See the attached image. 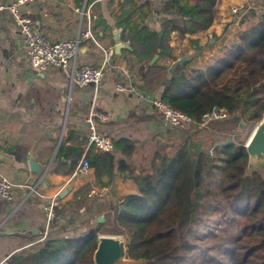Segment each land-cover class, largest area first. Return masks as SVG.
<instances>
[{
  "label": "trees",
  "instance_id": "1",
  "mask_svg": "<svg viewBox=\"0 0 264 264\" xmlns=\"http://www.w3.org/2000/svg\"><path fill=\"white\" fill-rule=\"evenodd\" d=\"M219 3L158 0L138 5L136 0H120L114 22L126 45L122 55L129 70L157 56L138 71L141 89L158 91L161 101L194 123H203L216 108L231 123L251 125L264 114V12L207 68L171 63L172 36L183 39L208 30ZM150 11L160 17L159 31L145 23ZM120 146L128 157L136 150L129 141ZM10 151L20 160L21 149ZM81 154L82 149L66 147L65 141L58 151L72 161L69 173ZM85 158L96 187L109 186L119 174L135 183L137 193L109 206L103 223L92 219L78 235L34 243L11 255L7 264H93L103 230L123 235L128 258L141 264H264V179L257 173L246 175L244 146L215 145L212 155L193 153L187 142L170 151L160 148L144 159L146 166L137 174L128 161L116 162L113 153L89 149Z\"/></svg>",
  "mask_w": 264,
  "mask_h": 264
},
{
  "label": "crops",
  "instance_id": "2",
  "mask_svg": "<svg viewBox=\"0 0 264 264\" xmlns=\"http://www.w3.org/2000/svg\"><path fill=\"white\" fill-rule=\"evenodd\" d=\"M12 1L0 0V4L7 6ZM119 1L31 0L21 7L22 14L50 43L72 40L81 25H90L100 46L114 50L115 55L98 88L71 87L67 73L60 68L32 69L18 23L9 11H0V178H7L13 185L12 200L0 199V262L38 242L44 231L43 207L50 200L56 203L55 211L59 215L47 238L69 237L84 232V223L104 216L102 212L124 196L137 193L130 178L115 174L107 186V195L88 199L90 187L96 185L93 168L85 175H74L81 159L93 149L88 144L86 122L90 109L107 115L108 121L98 128L112 140L115 161H128L134 174L146 166L144 159L152 151L166 149V144L171 143L192 145L191 136L192 141L199 140L197 136L204 133L197 124L180 129L162 124L151 105L152 99L159 98L158 91L145 92L140 87L142 80L138 71L151 66L150 61L140 60L129 70L122 55L126 45L114 22ZM139 1L136 0L138 5ZM84 2L85 14L81 15L76 9H82ZM232 7L238 8L241 17L230 13ZM260 7H264V0H220L216 19L208 30L183 39L172 36L174 60L171 63L187 56L190 60L185 63L190 68L204 69L212 65L262 13ZM159 21L160 17L150 11L145 23L159 31ZM118 43L124 45L119 52L116 51ZM77 61L79 65L98 66L102 55L91 41H83ZM117 85L125 90L118 91ZM223 130L218 133L220 138L229 134ZM185 135L190 139H185ZM220 138L211 136L209 144L217 145ZM64 141L66 147L82 149L70 173L67 168L72 161L58 156ZM123 141L136 144V150L129 157L125 146H120ZM115 145L119 147L116 149ZM13 147L21 149L20 160L11 153ZM29 155L46 166L42 180L35 181V175L29 171Z\"/></svg>",
  "mask_w": 264,
  "mask_h": 264
},
{
  "label": "built area",
  "instance_id": "3",
  "mask_svg": "<svg viewBox=\"0 0 264 264\" xmlns=\"http://www.w3.org/2000/svg\"><path fill=\"white\" fill-rule=\"evenodd\" d=\"M31 0H13L7 6L0 4V11L7 10L14 17L19 25L21 38L24 42L25 55L29 66L36 71H43L47 68H60L67 73L70 86L85 87L92 85L98 88L105 77V72L110 60L114 57V50L104 48L96 41L91 32L90 25H81L76 37L72 40H59L57 42H48L43 35L33 27L32 21L22 14L21 7ZM158 0H140L139 4L153 3ZM86 2V1H85ZM82 9H76L77 13L85 14V3ZM259 11L264 12V7H260ZM230 13L237 18L241 17L238 8L232 7ZM83 41H91L102 55V62L98 66L79 65L77 61L78 51ZM118 91H124L122 85H117ZM151 105L160 118L165 127L180 129L188 128L194 123L186 114L171 108L159 98L151 100ZM228 118L225 112L211 113L204 118V122L197 124L199 128H205L209 122L220 121ZM108 121L107 115L90 109L86 122L88 126V144L98 153H112L113 142L110 137L103 134L99 128V124H105ZM213 148L208 152L212 155ZM91 166L86 158H82L75 168L74 175H85L90 171ZM12 183L5 177L0 178V199L5 201L12 200ZM108 188H98L91 186L87 197L88 199L102 198L108 194ZM56 203L50 200L44 207V231L38 242L44 241L50 232L52 225L56 221ZM9 257H6L0 264H7Z\"/></svg>",
  "mask_w": 264,
  "mask_h": 264
},
{
  "label": "water",
  "instance_id": "4",
  "mask_svg": "<svg viewBox=\"0 0 264 264\" xmlns=\"http://www.w3.org/2000/svg\"><path fill=\"white\" fill-rule=\"evenodd\" d=\"M115 36L118 40V34ZM123 47V44L118 43L116 45V51L119 52ZM156 59L157 56H154L150 61V65H152ZM189 60V57L185 56L182 57L177 62V64L181 66ZM174 69L175 68H173L172 71ZM216 112L217 109L214 108L213 113ZM235 121H238V118H235ZM245 127L246 123L243 120H239L232 137L223 142L217 143V146H222L237 141L240 135L243 133ZM244 148L248 157L247 167L245 170L246 175L257 173L264 178V114L261 121L254 128L247 143L244 145ZM27 165L29 171L35 175V181L42 180L46 171V166L38 163L36 161V157L33 155L28 156ZM104 221L105 218L103 216L96 217L97 223H103ZM127 245L128 242L124 236L105 234L98 235L96 239V247L92 256L93 264H141V261H135L128 258Z\"/></svg>",
  "mask_w": 264,
  "mask_h": 264
},
{
  "label": "rangeland",
  "instance_id": "5",
  "mask_svg": "<svg viewBox=\"0 0 264 264\" xmlns=\"http://www.w3.org/2000/svg\"><path fill=\"white\" fill-rule=\"evenodd\" d=\"M261 121V120H260ZM259 121V122H260ZM259 122H257V123H254V124H251V125H247L246 124V127H245V129H244V131H243V133L240 135V137L238 138V140L237 141H234L233 143H235V144H237V145H239V146H244L246 143H247V141H248V139H249V137H250V135L252 134V132H253V130H254V128L256 127V125H258V123ZM236 127H237V124H235V123H231V122H229V120H227V119H225V120H220V121H212V122H209L208 123V125L203 129L202 128V132H204L203 134L202 133H200L201 134V136H197L198 137V139L200 140V142H197V141H199V140H194V141H196V142H194V141H192L191 139H192V136H191V139H190V137H188L187 135H185L184 137H185V139H190V141H191V144L192 145H189V148H190V150L193 152V153H198V152H205V153H208L209 151H210V149L214 146V145H210L209 144V141H208V139H210V137L211 136H213V137H218V138H220V136H219V132H220V130H222V129H224L223 131H225L226 133H228V131H229V134H228V136L227 137H225V136H221V138L220 139H218L219 140V142H223V141H225V139H229V138H231L232 137V135L234 134V131H235V129H236ZM192 129V128H191ZM207 129V130H206ZM208 130H210V131H208ZM192 132H196L195 130H193ZM207 132V133H206ZM214 132H215V134H214ZM193 134H195V133H193ZM192 134V135H193ZM205 139V140H204ZM207 139V140H206ZM182 141H185V140H182ZM204 142V143H203ZM184 142H182V144H183ZM218 143V142H217ZM180 144V143H179ZM175 145H178V144H174V143H171V144H166V149H165V151H170V148H172L173 146H175ZM196 145H200L201 147L200 148H198ZM150 153V152H149ZM148 156L150 155V154H147ZM208 155H209V153H208ZM259 175V174H258ZM260 177H262L263 178V176H261V175H259ZM264 179V178H263ZM103 213V217L105 218V212H102ZM102 216V215H101ZM103 232V234H105V235H118V234H113V233H110L108 230H103L102 231ZM120 236H123V235H120Z\"/></svg>",
  "mask_w": 264,
  "mask_h": 264
}]
</instances>
